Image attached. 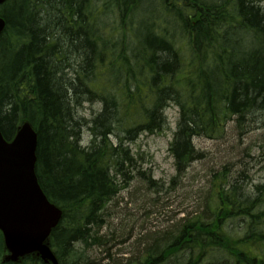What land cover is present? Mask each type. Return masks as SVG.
<instances>
[{"label":"trees","instance_id":"trees-1","mask_svg":"<svg viewBox=\"0 0 264 264\" xmlns=\"http://www.w3.org/2000/svg\"><path fill=\"white\" fill-rule=\"evenodd\" d=\"M143 1L150 0H7L0 6L6 20L0 128L7 139L25 122L38 133V179L63 209L51 246L60 264H92L85 257L90 249L105 254L101 261L108 262L100 264H264V185L248 193L242 177L224 175L204 210L171 223L135 256L123 250L121 258L107 256L106 245L117 239L100 229L107 202L122 186L117 177L135 165L128 139L164 131V106L180 113L169 145L177 177L203 157L195 138L220 136L229 121L240 123L256 110L264 114L259 3L154 0L160 16L144 20ZM108 15L114 19L98 23ZM240 34L245 41L251 35L248 46ZM98 99L102 108L88 122L85 145L87 123L77 105ZM23 264L46 263L29 255Z\"/></svg>","mask_w":264,"mask_h":264},{"label":"rangeland","instance_id":"rangeland-1","mask_svg":"<svg viewBox=\"0 0 264 264\" xmlns=\"http://www.w3.org/2000/svg\"><path fill=\"white\" fill-rule=\"evenodd\" d=\"M259 4L264 8V0H259ZM141 7L144 9L140 16L144 20H153L160 16L158 13L154 14L157 8L154 0L143 1ZM107 18H110L109 15L100 19L98 23H107ZM169 19L174 25L173 16H169ZM141 24L146 25V21ZM245 38L251 41L252 37L247 34ZM101 108L102 103L99 99L85 100L77 105L79 114L87 123L83 128L85 145L91 140L89 123ZM167 116L169 122L164 131L138 133L128 139L127 144L131 153L136 155L133 160L135 165L131 167L127 176L117 177L122 186L107 202V223L100 229L101 234L114 233L117 239L114 242L117 243L114 250L118 249V253L123 250L122 252L135 256L139 251H143L152 239L168 231L171 223L178 225L177 221L184 215L194 216L204 210L205 199L221 175L232 179L236 174L239 177L240 173L245 180L242 182L244 190L248 193H252L257 184L264 185L262 112L249 115L247 119H243L244 122L229 121L225 132L220 136L195 138L194 144L203 153V157L194 161L186 170V175L180 177H177L179 174L175 168V160L169 151L177 127L178 109L170 105ZM112 139L114 140L115 136H112ZM123 177L124 182L121 180ZM109 247H112L111 243L108 247L106 245V248ZM99 253L97 249H90L85 253V257L92 261V264L107 263V260L101 261L105 254ZM4 254L5 252L0 251V262ZM115 258H121V255H116Z\"/></svg>","mask_w":264,"mask_h":264},{"label":"water","instance_id":"water-1","mask_svg":"<svg viewBox=\"0 0 264 264\" xmlns=\"http://www.w3.org/2000/svg\"><path fill=\"white\" fill-rule=\"evenodd\" d=\"M5 1L0 0V5ZM5 26L0 16V34ZM37 144V132L29 122L19 127L12 141L0 129V230L8 260L36 252L44 261L59 264L48 239L63 210L49 200L39 183Z\"/></svg>","mask_w":264,"mask_h":264},{"label":"bare ground","instance_id":"bare-ground-1","mask_svg":"<svg viewBox=\"0 0 264 264\" xmlns=\"http://www.w3.org/2000/svg\"><path fill=\"white\" fill-rule=\"evenodd\" d=\"M202 1H203V2H206V3H210V2L207 1V0H205V1L202 0ZM211 1H212V0H211ZM251 2H252V4H253L254 6H256V5L259 3V0H251ZM239 37L242 38V35L240 34ZM183 41H184V38H183V37H179L178 44H179V45H182ZM239 41H242V43H243L244 46H248L247 41L243 40V38H242V39H239ZM175 107L178 109L177 106H175ZM167 109H168L167 106H164L162 111H163V114H164V115L166 116V118L168 119V116H167ZM255 113H259V111L256 110ZM179 118H180V113H179V110H178L177 121L179 120ZM168 122H169V120H168ZM240 177H241V174L239 173V178H240ZM248 177H249V176H248ZM233 178H238L237 174H236ZM215 187H216V186H212V189H214ZM105 223H107V220H105L104 224H105ZM130 239H131V238H130ZM115 245H116V244H113L112 247L107 248V253H109V254H107L108 257L111 255V256H113L112 258H114L116 255H118V249L114 250V246H115ZM112 249H113V251H112Z\"/></svg>","mask_w":264,"mask_h":264}]
</instances>
